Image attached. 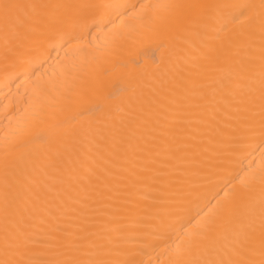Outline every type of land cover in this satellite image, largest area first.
Returning a JSON list of instances; mask_svg holds the SVG:
<instances>
[{
  "label": "bare ground",
  "instance_id": "6f19581e",
  "mask_svg": "<svg viewBox=\"0 0 264 264\" xmlns=\"http://www.w3.org/2000/svg\"><path fill=\"white\" fill-rule=\"evenodd\" d=\"M19 2L36 5L26 11L41 21L68 11L53 5L81 6L73 11L84 22L95 20L98 26L81 37V45L61 46L59 38L48 32L42 22L27 36L6 33L0 23V257L6 225L3 165L6 144L12 146L15 157L7 170L10 233L42 239L49 226L46 221L51 219L44 209L59 216V208L65 212L60 216L59 227L107 229L139 264H172L176 259L174 249L184 232H196L222 206H231L249 194L252 189L246 188L242 181L252 174L257 176L254 189L258 196L264 144L258 135L250 133L247 127L250 114L240 99L209 95L199 101V107L182 109L173 102L176 97L161 89L166 69L184 55L182 40L165 37L168 47L158 71L152 61L154 57L161 59V51L154 44L138 43L124 52L125 60L136 62L123 94L126 110L114 113L122 116L124 123L115 130L95 124L91 131L87 129L88 121L103 119L95 111L98 100L74 96L68 90L75 91L79 77L90 71L92 58L104 50L111 38L108 28L115 32L138 26L133 6L139 9L142 4L157 0ZM180 2L259 5L260 0ZM234 12L224 7L209 9L205 19H201L198 11H194L189 31L181 35L197 43L199 39L214 44L232 39L241 44L251 43L258 51V17L252 14L248 20L237 22L232 20ZM102 23H107L108 28L99 27ZM37 86L46 88L59 104L66 103V95H73V108L82 105L86 110L76 121L68 120L72 108H66L59 118L67 121L66 127L78 131L74 141L86 168L92 170L88 173L90 180L76 179L72 163L61 166L59 172L50 170L55 180L46 179L33 168L48 145L34 141L31 135L37 128H47L53 123L46 115L52 111L46 103L38 109L41 101L34 95ZM173 155L180 160L171 159ZM72 161H77L76 153L72 154ZM85 170L77 161L76 176L85 175ZM157 214L162 219H157Z\"/></svg>",
  "mask_w": 264,
  "mask_h": 264
},
{
  "label": "snow or ice",
  "instance_id": "6c2138e0",
  "mask_svg": "<svg viewBox=\"0 0 264 264\" xmlns=\"http://www.w3.org/2000/svg\"><path fill=\"white\" fill-rule=\"evenodd\" d=\"M35 7L19 0H0V23L6 33L27 36L42 22L48 32L59 38L61 46L73 43L81 45V37L86 36L92 27L98 26L95 20L84 22L73 11L81 6L53 5L51 7L68 11L43 21L26 11ZM221 7L234 9L232 20L237 22L248 20L252 14L258 17V51L251 43L241 44L232 39L214 44L205 39H199L197 43L182 37V33L189 31L194 11H198L201 19H205L207 10ZM133 9L135 18L140 22L136 27L113 32L107 23L99 24L101 28H108L111 38L106 41L104 50L92 58L90 71L79 77L75 91L68 90L74 96L98 100L95 111L100 112L103 119L88 121L87 129L91 131L94 124L114 130L117 125H123L124 118L114 113H124L126 110L123 94L127 91L128 77L136 62L125 60L122 54L138 43L154 44L161 51V59L154 57L152 61L158 71L163 62L164 50L168 47L165 37H168L183 41L184 55L177 57L176 62L166 69L165 79L160 81L162 91L176 97L173 102L182 109L199 107V101L209 95L238 97L245 105L244 110L250 114L247 125L250 133L258 135L260 143L264 144V0H260L259 5L157 0L156 3L140 5L139 9L133 6ZM196 35L199 37L200 34ZM109 87L114 90L108 91ZM34 95L37 101H41L38 109H42L45 103L52 109L46 115L53 123L47 128H37L31 135L34 141L48 145L41 157L33 163V168L46 179L55 180L50 170L59 172L61 166L72 163L76 179L90 180L88 173L92 170L86 168V161L81 158V152L74 141L78 131L66 127L67 121L59 118V114L66 108H72L68 120L76 121L85 115L86 110L82 105L73 108V95L64 97L65 104L55 102L49 91L41 86H37ZM115 100L119 103L112 104ZM128 114L131 115L130 112ZM83 128L82 123L81 130ZM11 149V145H4L6 225L0 264H139L130 258V254L123 250L122 242L112 237L107 229L90 231L84 226L59 227L60 216L65 215L64 210L59 208V216L50 209H44L51 219L46 221L49 226L42 239L33 240L27 234L10 233L7 227L11 211L7 170L15 160ZM73 153L77 155L80 168L86 169L83 176L75 174L77 161H72ZM261 155L264 156V148L261 149ZM171 159L180 160L174 155ZM256 180V174H252L242 181L246 188L252 189L249 194L231 206H222L196 232L185 231L174 249L176 259L172 264H264V164L259 170L258 196L254 189ZM156 218L162 219V216L157 214Z\"/></svg>",
  "mask_w": 264,
  "mask_h": 264
}]
</instances>
